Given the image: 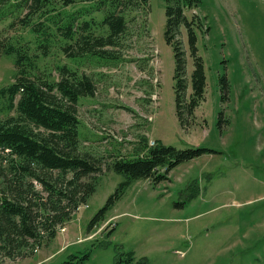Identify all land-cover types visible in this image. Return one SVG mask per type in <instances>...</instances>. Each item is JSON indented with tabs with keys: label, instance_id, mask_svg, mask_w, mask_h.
Returning <instances> with one entry per match:
<instances>
[{
	"label": "rangeland",
	"instance_id": "1",
	"mask_svg": "<svg viewBox=\"0 0 264 264\" xmlns=\"http://www.w3.org/2000/svg\"><path fill=\"white\" fill-rule=\"evenodd\" d=\"M0 7L7 13L0 36L28 44L39 55V69L56 78L57 66L65 64L94 79V95L77 103L79 150L99 158L104 170L95 191L53 239L27 257L0 258V264H113L123 252L149 264H264V0H200L187 10L204 21L197 47L206 75L205 98L189 127L175 112L174 54L164 40L163 0H149L146 16L129 14L135 17L118 44L99 50L103 57L84 55L79 61L63 51L71 41L59 33L48 36L47 54H39L23 22L29 20L26 4ZM57 12L60 18L74 13L77 24L102 16L86 1L40 13L57 19ZM91 25L96 34H107L105 27ZM179 39L189 77L186 35ZM13 59L0 53V86L14 80ZM142 138L150 145L157 139L210 151L179 163L157 184L132 181L104 220L90 226L124 179L106 165L131 156Z\"/></svg>",
	"mask_w": 264,
	"mask_h": 264
},
{
	"label": "trees",
	"instance_id": "2",
	"mask_svg": "<svg viewBox=\"0 0 264 264\" xmlns=\"http://www.w3.org/2000/svg\"><path fill=\"white\" fill-rule=\"evenodd\" d=\"M13 1L20 6L26 4L29 9V20L23 22L35 35L36 46L41 50L37 52L47 54L48 36L52 32L59 33L71 41L63 46V51L73 61L81 60L84 55L103 57L99 50L118 44L129 21L135 17L129 14L141 12L146 16L149 11V0ZM13 1L0 0V6ZM78 1L93 3L101 11V20L90 19L77 24L72 12L62 13L61 18L57 12V19L50 16L45 19L40 13L48 10L52 13L58 4L70 6ZM163 2L164 40L174 54L175 112L180 124L189 127L206 92L204 60L197 47L204 21L193 12L187 13L195 9L200 0ZM5 14L0 7V19ZM91 24L105 27L107 34H96ZM8 26H12L11 23ZM182 33L186 35L192 59L189 77L187 58L179 39ZM3 38L0 36V53L13 56L15 73L11 83L0 86V114H3L0 117V258L15 260L33 254L56 236L58 228H62L95 191L104 170L99 158L79 150L77 103L81 97L94 95L96 86L92 76L63 64L57 66V77H52L49 71L39 69V55L28 44L22 47L16 44L17 40L15 43ZM219 83L220 91L225 92L222 77ZM209 151L200 146L177 148L157 139L150 145L144 138L139 139L131 156L119 157L106 165L107 171L121 173L124 179L94 215L90 226L104 220L105 212L132 181L146 179L157 184L168 178L169 170L179 163ZM121 254L113 264H149L147 258L136 257L133 252Z\"/></svg>",
	"mask_w": 264,
	"mask_h": 264
}]
</instances>
